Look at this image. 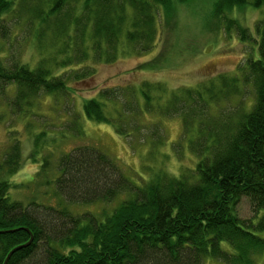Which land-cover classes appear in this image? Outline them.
Listing matches in <instances>:
<instances>
[{"label":"trees","instance_id":"16d2710c","mask_svg":"<svg viewBox=\"0 0 264 264\" xmlns=\"http://www.w3.org/2000/svg\"><path fill=\"white\" fill-rule=\"evenodd\" d=\"M36 1L23 0L19 6L24 15L14 16L15 0H0V94L12 89L9 106L23 115L42 95L57 97L68 89L67 77L54 73L53 63L63 71L74 70L84 65L87 50L91 60L98 56L112 61L122 35L129 45L148 52L154 47L158 18L166 23L176 2L188 0ZM66 4L71 6L62 17ZM213 4L214 16L228 21L227 31L236 27L244 41L254 39L228 14L247 5L260 8L264 0ZM5 17L33 22L39 38L48 31L64 35L59 57L43 58L33 67L17 55L3 54L13 29ZM255 31L259 58L251 57L241 76L224 75L182 88L167 103L156 104L161 115L182 114L184 139L198 158L194 168L180 175L161 171L139 183L128 178L115 157L85 145L59 155L55 165L43 161L29 183L12 184L7 177L23 161L22 141H12L0 159V264L13 248L29 242L31 233V244L14 252L7 264H205L208 257L225 264H255L257 254L264 253V18ZM241 82L252 85L253 98L244 99L236 111L219 110L220 101L242 92ZM140 91L152 108L154 93L160 98L166 94L159 83H145L136 97ZM99 94L84 103V114L112 123L116 118L107 116L106 106L119 99L111 91ZM34 142L37 152L43 148L38 138ZM18 187L41 196L17 199L12 190ZM244 197L254 215L248 220L238 213Z\"/></svg>","mask_w":264,"mask_h":264},{"label":"rangeland","instance_id":"374dc122","mask_svg":"<svg viewBox=\"0 0 264 264\" xmlns=\"http://www.w3.org/2000/svg\"><path fill=\"white\" fill-rule=\"evenodd\" d=\"M22 1L15 0L17 6L12 15H24L23 8L19 6ZM70 6L66 4L63 7L62 17ZM213 11V0L176 2L171 20L164 23L158 18L154 47L148 52L129 45L122 35L119 50L112 61L98 60V56L91 60L92 51L87 50L89 54L84 65L76 66L74 70L68 66L63 71L64 68L53 63L51 67L54 73L60 71L59 76L67 77L68 89L57 97L42 95L39 101H34V111L28 110L24 115L9 106L14 95L12 89L0 94V159L16 138L22 141L23 148L22 167L7 177L10 182L27 184L33 180L43 161L48 160L55 165L59 155L85 145L99 147L115 157L128 178L139 183L161 171L167 175H180L185 168H194L198 158L190 149L188 140L184 139L187 136L182 114L161 115L158 102L167 103L173 92L182 88L198 87L224 75L241 76L242 66L251 57L259 58V36L255 27L256 22L264 18V6L257 8L247 5L229 12L230 18L236 19L239 25L253 33V40L244 41L236 27L227 31L225 16H214ZM5 18L13 29L5 43L8 47H4L6 52L1 51L3 54L17 55L33 67L43 58L59 57L64 35L55 37L52 31H48L39 38L38 26L33 22L26 18ZM68 33L74 36L73 30H68ZM81 46L84 48L85 45ZM83 50L86 52L85 48ZM75 70L80 75L72 73ZM147 82L161 84L166 92L162 98L154 93L153 108L147 105L141 91L136 97L139 88ZM244 85L241 82L242 92L220 101L219 110L236 111L244 99H252V85ZM102 90L115 93L123 102L111 100L107 103V116L116 118L112 123L89 119L84 114V103L90 98L100 97ZM187 118L192 120L189 115ZM196 118L200 120V116ZM193 124V135H196L198 123ZM118 126L123 133H119ZM36 138L43 146L37 149L38 152L34 142ZM12 194L23 201H28L34 195L41 196L40 193L19 187L14 188ZM238 213L245 220L254 216L248 198L242 199ZM223 246L227 247V244ZM205 264L225 263L208 257ZM255 264H264V253L257 254Z\"/></svg>","mask_w":264,"mask_h":264},{"label":"water","instance_id":"95a60500","mask_svg":"<svg viewBox=\"0 0 264 264\" xmlns=\"http://www.w3.org/2000/svg\"><path fill=\"white\" fill-rule=\"evenodd\" d=\"M27 230H29V229H27ZM33 239H34V235L31 233V239H30V241L27 242V243H25V244H22V245H19V246L13 248V249L9 252V254H8V256H7V258H6L5 262H4V264H7V263H8L10 257L13 255L14 252H16L17 250H19V249H21V248H23V247H26V246H28L29 244H31V242L33 241Z\"/></svg>","mask_w":264,"mask_h":264}]
</instances>
